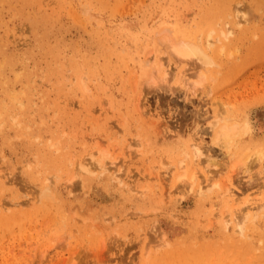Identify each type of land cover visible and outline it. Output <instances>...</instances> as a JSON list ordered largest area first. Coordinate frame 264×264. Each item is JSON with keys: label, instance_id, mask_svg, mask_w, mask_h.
<instances>
[{"label": "rangeland", "instance_id": "374dc122", "mask_svg": "<svg viewBox=\"0 0 264 264\" xmlns=\"http://www.w3.org/2000/svg\"><path fill=\"white\" fill-rule=\"evenodd\" d=\"M257 110L264 0H0V264H264Z\"/></svg>", "mask_w": 264, "mask_h": 264}, {"label": "bare ground", "instance_id": "6f19581e", "mask_svg": "<svg viewBox=\"0 0 264 264\" xmlns=\"http://www.w3.org/2000/svg\"><path fill=\"white\" fill-rule=\"evenodd\" d=\"M170 47L172 48V51L176 53L179 59H187L194 57L198 61V63L201 62L202 65L211 63L212 61L205 48L198 42H194L186 39H175V41H171ZM256 116L257 119L260 120L261 122L264 121L263 110H257ZM220 119L221 118L212 121L211 130L213 131V139H214L213 141L221 145L222 147L226 146L229 148L233 136L238 132L239 126L236 123L221 122ZM243 124L244 125L242 126L243 128H241V130L243 129V131L245 132L249 131L250 129L249 120H246V122ZM261 127H263V125H261ZM194 151H195L194 153L195 157L201 155L198 146H195ZM208 172L209 171L206 169L205 170L206 176H208ZM230 192H232V190Z\"/></svg>", "mask_w": 264, "mask_h": 264}]
</instances>
